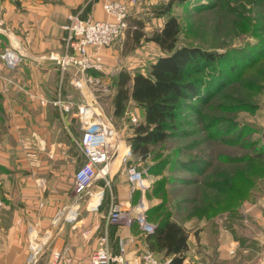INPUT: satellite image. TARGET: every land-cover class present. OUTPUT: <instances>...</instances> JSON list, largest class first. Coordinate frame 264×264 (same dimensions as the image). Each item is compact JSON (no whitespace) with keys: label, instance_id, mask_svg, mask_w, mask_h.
I'll return each mask as SVG.
<instances>
[{"label":"rangeland","instance_id":"374dc122","mask_svg":"<svg viewBox=\"0 0 264 264\" xmlns=\"http://www.w3.org/2000/svg\"><path fill=\"white\" fill-rule=\"evenodd\" d=\"M97 1L101 6L106 1H123L129 5L130 15L123 35L111 47L101 49L103 69L96 75L101 88H94L98 91L95 100L76 88L71 79L77 94L64 99L65 104L56 101L68 130V162L76 170L85 162L79 147L82 131L75 124L84 104H94L111 121L119 153L125 155L130 147L129 138L143 119V111L129 102L123 116L113 115L112 77L121 70L131 75L147 73L150 63L162 55L157 45L145 39L130 48L127 32L133 20L143 21L148 35L161 29L166 16L157 17L154 9L169 2L84 0L82 7L70 14L88 19ZM172 15L180 25L178 46L216 53L220 61L203 66L190 78L198 92L179 104L168 140L153 147L143 161L132 157L147 183L149 221L155 224L168 214L189 235L205 234L207 252L199 247L204 255L201 264H257L258 258L264 260V242L255 240L264 235L255 222L264 202V156H258L264 155V0H183L173 4ZM7 49L13 48L1 53ZM3 123L0 118V136L6 134ZM20 143L23 150L28 149L25 140ZM34 147L41 150L43 143L37 141ZM242 236L241 245L235 238ZM252 248L255 253L251 254ZM154 255L164 261L161 253Z\"/></svg>","mask_w":264,"mask_h":264},{"label":"crops","instance_id":"0c3cea01","mask_svg":"<svg viewBox=\"0 0 264 264\" xmlns=\"http://www.w3.org/2000/svg\"><path fill=\"white\" fill-rule=\"evenodd\" d=\"M83 3L84 0H3L0 5V53L10 46L23 56L17 70L5 69L0 63V118L6 130L0 136V264H32V248L37 251L33 264H89L104 235L108 236L111 251H123L128 261L150 251L146 235L137 225L127 228L110 225L107 220L114 204L123 209L150 205L146 180L143 187L130 182L122 153L116 152L107 176L97 178L79 206L75 205L74 176L83 164L76 170L68 162V130L61 122L56 101L65 104L64 99L71 100L77 93L71 87L72 72H62L49 56L66 51V33L61 27ZM100 4L101 1L93 4L88 19H108ZM94 88L88 85L82 89L90 100H95L98 92ZM75 122L81 130L80 120ZM22 140L28 149H22ZM37 141L43 143L41 150L34 147ZM131 161L140 171V164ZM263 203L257 208L255 222L264 230ZM74 211L76 217L71 219ZM243 238L235 239L242 245ZM255 240L263 243L264 235ZM206 241L203 233L189 235L185 263L201 264L204 255L199 247L207 252ZM238 242L234 244L238 246ZM251 250V254L255 253L254 248ZM257 264H264V260L258 258Z\"/></svg>","mask_w":264,"mask_h":264},{"label":"built area","instance_id":"2783aa9c","mask_svg":"<svg viewBox=\"0 0 264 264\" xmlns=\"http://www.w3.org/2000/svg\"><path fill=\"white\" fill-rule=\"evenodd\" d=\"M103 10L108 16L106 20H90L80 14H70L62 26L66 33V52L63 55L51 54L49 60L64 71L72 72L73 84L79 90L84 87H100V81L94 75L103 69L101 49L109 48L123 35L128 27L129 5L123 1H106ZM23 60L22 54L15 49H7L0 54V63L8 69H15ZM101 109L84 104L79 108L82 137L79 147L85 158L83 165L74 176L76 204L87 194L89 187L101 177L105 178L113 156L118 151L116 131L108 119L104 117ZM135 122L136 119H133ZM113 151V152H112ZM132 151L127 148L123 162L133 160ZM129 180L133 185L143 187V173L135 165L126 168ZM110 185V181L106 182ZM75 211L70 216L75 219ZM108 223L131 228L139 227L144 235L154 232L155 224L151 223L147 215V207L138 205L135 208L123 209L120 204H114L109 211ZM30 262L35 261V248H32ZM89 264H166L159 261L151 251L138 253L131 260H126L124 252L114 254L109 247L108 236L104 235L99 240V248L91 255Z\"/></svg>","mask_w":264,"mask_h":264},{"label":"trees","instance_id":"16d2710c","mask_svg":"<svg viewBox=\"0 0 264 264\" xmlns=\"http://www.w3.org/2000/svg\"><path fill=\"white\" fill-rule=\"evenodd\" d=\"M169 0L154 9L157 17L166 16L163 27L150 35L144 31L141 20H133L127 32L132 41L130 48L140 45L142 39L152 42L162 55L150 63L147 73L136 72L133 75L121 70L112 77L115 95L113 97V115L123 116L129 102L138 104L143 111V119L133 127L129 144L133 156L142 161L147 159L153 147L168 140L170 124L176 118V109L184 100H190L198 91L190 78L203 66L219 63L216 53L192 46H178L180 25L172 15L175 2ZM262 157L264 155H258ZM161 208V206L159 207ZM149 219V216H148ZM188 233L185 227L163 214L155 223L154 232L147 234L145 240L150 251L164 253L166 264L185 263L189 250Z\"/></svg>","mask_w":264,"mask_h":264},{"label":"water","instance_id":"95a60500","mask_svg":"<svg viewBox=\"0 0 264 264\" xmlns=\"http://www.w3.org/2000/svg\"><path fill=\"white\" fill-rule=\"evenodd\" d=\"M53 63H55V61H53ZM130 167H132V161L131 160H129L127 163V168H130Z\"/></svg>","mask_w":264,"mask_h":264}]
</instances>
